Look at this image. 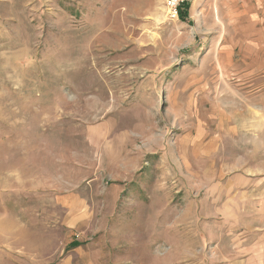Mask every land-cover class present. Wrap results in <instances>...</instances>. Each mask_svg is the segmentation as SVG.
<instances>
[{"label": "rangeland", "instance_id": "1", "mask_svg": "<svg viewBox=\"0 0 264 264\" xmlns=\"http://www.w3.org/2000/svg\"><path fill=\"white\" fill-rule=\"evenodd\" d=\"M166 1L0 0V264H264V0Z\"/></svg>", "mask_w": 264, "mask_h": 264}, {"label": "built area", "instance_id": "2", "mask_svg": "<svg viewBox=\"0 0 264 264\" xmlns=\"http://www.w3.org/2000/svg\"><path fill=\"white\" fill-rule=\"evenodd\" d=\"M187 0H167L166 5L169 9V13H175L177 12V7L183 3H185Z\"/></svg>", "mask_w": 264, "mask_h": 264}, {"label": "trees", "instance_id": "3", "mask_svg": "<svg viewBox=\"0 0 264 264\" xmlns=\"http://www.w3.org/2000/svg\"><path fill=\"white\" fill-rule=\"evenodd\" d=\"M74 246H75V245H74ZM74 246H73V247H74Z\"/></svg>", "mask_w": 264, "mask_h": 264}]
</instances>
